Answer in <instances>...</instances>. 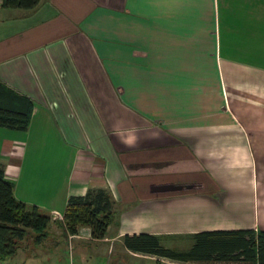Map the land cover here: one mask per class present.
<instances>
[{
	"label": "crops",
	"instance_id": "obj_1",
	"mask_svg": "<svg viewBox=\"0 0 264 264\" xmlns=\"http://www.w3.org/2000/svg\"><path fill=\"white\" fill-rule=\"evenodd\" d=\"M0 83L31 103L0 165L52 218L0 264H186L124 238L264 232V0H0ZM90 191L112 203L103 239L62 218Z\"/></svg>",
	"mask_w": 264,
	"mask_h": 264
},
{
	"label": "trees",
	"instance_id": "obj_2",
	"mask_svg": "<svg viewBox=\"0 0 264 264\" xmlns=\"http://www.w3.org/2000/svg\"><path fill=\"white\" fill-rule=\"evenodd\" d=\"M40 0H4V7L35 9ZM30 100L0 83V127L27 131ZM114 219L112 203L106 192L90 191L86 196L71 197L64 221L71 234L80 227L91 229L92 236L103 239ZM52 218L38 207H28L16 199L14 184L6 178L0 165V259L16 255L30 231L46 236ZM189 250L164 247L155 235L125 236V246L133 252L156 255L186 264H264V232L252 230L203 232L191 236Z\"/></svg>",
	"mask_w": 264,
	"mask_h": 264
},
{
	"label": "built area",
	"instance_id": "obj_3",
	"mask_svg": "<svg viewBox=\"0 0 264 264\" xmlns=\"http://www.w3.org/2000/svg\"><path fill=\"white\" fill-rule=\"evenodd\" d=\"M62 218H63V220H64V216H63Z\"/></svg>",
	"mask_w": 264,
	"mask_h": 264
}]
</instances>
